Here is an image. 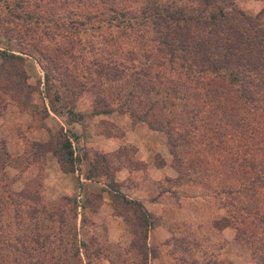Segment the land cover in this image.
Instances as JSON below:
<instances>
[{"label": "rangeland", "instance_id": "rangeland-1", "mask_svg": "<svg viewBox=\"0 0 264 264\" xmlns=\"http://www.w3.org/2000/svg\"><path fill=\"white\" fill-rule=\"evenodd\" d=\"M235 3L250 15L264 10V0H235ZM9 17L0 3V51L23 56L16 64L24 69L25 82L32 91L27 88H22L19 94L14 91L20 96L11 99L13 92L7 91L13 87L4 82V70L11 68L4 62L0 70V85L4 89L0 91L9 97L0 106V143L7 154L0 159V224L2 234L6 235L1 238L5 241L1 247L4 253L10 252L17 259L16 263L7 264H86L87 260L89 264H187L190 260L197 264H264V234L255 231L249 222L235 228L217 227L227 202L226 195H215L212 191L219 183L217 176L224 177L225 182H235L234 175L227 176L225 170L229 160L236 163L241 160L248 176L254 172L256 168L250 169L247 162L256 164L263 157L261 138L226 134L219 139L209 122L197 120L195 125H190L189 119L180 122L183 118L179 115L184 114L177 107L157 111L160 121L164 123L165 118L171 121L172 137L183 139L185 148L180 151L183 164L194 168L193 172L189 168V181L185 180L186 175L180 180L169 165L172 158L164 132L148 128L127 113L91 115L87 94L75 101V110L82 114L77 121L70 122L67 115L50 111L43 71L36 57L44 64L45 54L41 55L39 49L50 51L55 44L48 36H39L38 30L20 38L25 25ZM32 37L38 41L30 47L25 43ZM27 47L33 50L30 55L23 53L28 52ZM96 52L87 53L86 63L75 60L69 63L67 58H61L57 73L61 83L69 82L74 75L90 89L92 83L101 86V78L94 72L86 74L85 68L92 64L90 59L98 55ZM58 83L51 84L50 93L66 92ZM110 84L107 81L102 84L105 91L111 90ZM59 129L70 138L74 156L81 158L86 149L91 157L96 153L91 164L96 171L81 158L72 173H64L50 153L40 152L38 143H53ZM237 139L246 146L236 145ZM177 179L183 184L177 185ZM110 183L116 184L129 199L140 200L149 214L151 226L146 243L150 254L145 263L138 257V250L130 246L131 234L122 217L113 210L106 193ZM64 196L76 197L75 217L67 206L60 218L54 213L55 205L65 201ZM85 197L88 201H84ZM120 213L137 217L132 212ZM15 236L17 243L13 240Z\"/></svg>", "mask_w": 264, "mask_h": 264}, {"label": "trees", "instance_id": "trees-1", "mask_svg": "<svg viewBox=\"0 0 264 264\" xmlns=\"http://www.w3.org/2000/svg\"><path fill=\"white\" fill-rule=\"evenodd\" d=\"M0 3L9 20L14 18L25 25L20 38L25 39V35L29 37L28 33L38 30L39 36L46 35L55 44L50 51L39 49L41 55L45 54L44 64L36 57L43 71L50 111L67 115L70 122L77 121L82 114L75 110V101L87 94L91 115L127 113L148 128L164 132L172 158L169 165L180 180L186 175L185 180L189 181V168L191 172L194 168L183 164L180 155L185 148L183 139L172 137L171 121L166 118L164 123L160 121L157 111L177 107L184 114L179 115L183 118L180 122L184 119H189L190 125H195L197 120L209 122L213 133L220 135L219 139H224L226 134L261 138L263 157L256 164L247 162L250 169L256 168L254 172L248 176L241 160L238 163L229 160L225 170L227 176L234 175L235 182L228 183L224 177L217 176L219 183L212 191L215 195H226L229 206L225 207L217 227L249 222L255 231L264 234V10L247 14L235 0H1ZM37 41V37H32L25 44L33 47ZM27 51L23 53L33 52L29 47ZM91 51H98V55L90 59L91 65H85L86 74L94 72L103 85L106 81L112 83L110 91L94 83L90 89L72 74L69 82L61 83L57 74L59 60L67 58L69 63L73 60L86 63V55ZM22 60L21 54L0 51V70L4 62L11 68H5L4 82L13 87L7 92H13L10 96L14 100L22 88L32 91L25 82L24 69L16 64ZM53 82L66 92L50 93ZM0 89H4L2 84ZM29 91L25 93L27 97ZM8 97V93L0 91V106ZM180 125L185 128L184 124ZM61 130L53 143H38L40 152L50 153L64 173H72L81 158L93 171L95 166L91 164L96 153L91 157L86 149L81 158L74 156L70 138ZM237 144L246 146L239 140ZM6 156L5 147L0 143V159ZM181 183L177 179V185ZM106 192L113 210L122 217L131 234L130 246L138 250V257L145 263L150 254L146 245L151 226L149 214L139 200L127 198L116 184L110 183ZM62 199L65 201L55 205L56 216L60 218L67 206L75 217L76 197ZM85 200L88 201L87 197ZM122 211L137 217L124 216ZM4 236L0 224V264L16 263L15 255L2 251ZM13 240L17 243L18 238L15 236ZM187 264L197 263L190 260Z\"/></svg>", "mask_w": 264, "mask_h": 264}, {"label": "crops", "instance_id": "crops-1", "mask_svg": "<svg viewBox=\"0 0 264 264\" xmlns=\"http://www.w3.org/2000/svg\"><path fill=\"white\" fill-rule=\"evenodd\" d=\"M122 192V191H121ZM107 193V192H106ZM125 196H126V194H125ZM127 197V196H126ZM127 198H130V197H127ZM132 199H134V198H132ZM136 200H138V199H136ZM140 201V200H139ZM141 204H142V202H141ZM143 205V204H142ZM143 207H144V205H143ZM144 209H145V207H144ZM146 210V209H145ZM147 211V210H146ZM146 239H147V237H146ZM146 245L147 246H149L147 243H146Z\"/></svg>", "mask_w": 264, "mask_h": 264}]
</instances>
